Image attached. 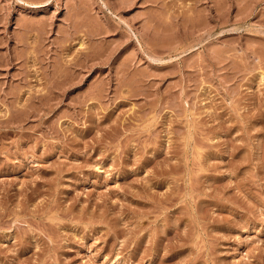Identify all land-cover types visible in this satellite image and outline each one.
<instances>
[{"label":"rangeland","instance_id":"obj_1","mask_svg":"<svg viewBox=\"0 0 264 264\" xmlns=\"http://www.w3.org/2000/svg\"><path fill=\"white\" fill-rule=\"evenodd\" d=\"M0 264H264V0H0Z\"/></svg>","mask_w":264,"mask_h":264},{"label":"bare ground","instance_id":"obj_2","mask_svg":"<svg viewBox=\"0 0 264 264\" xmlns=\"http://www.w3.org/2000/svg\"><path fill=\"white\" fill-rule=\"evenodd\" d=\"M72 66V65H71Z\"/></svg>","mask_w":264,"mask_h":264}]
</instances>
